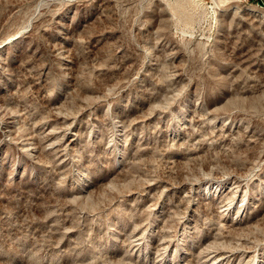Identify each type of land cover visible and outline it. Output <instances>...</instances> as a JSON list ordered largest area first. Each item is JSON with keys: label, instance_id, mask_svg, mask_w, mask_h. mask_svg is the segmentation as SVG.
<instances>
[{"label": "rangeland", "instance_id": "374dc122", "mask_svg": "<svg viewBox=\"0 0 264 264\" xmlns=\"http://www.w3.org/2000/svg\"><path fill=\"white\" fill-rule=\"evenodd\" d=\"M0 264H264V6L0 0Z\"/></svg>", "mask_w": 264, "mask_h": 264}, {"label": "built area", "instance_id": "2783aa9c", "mask_svg": "<svg viewBox=\"0 0 264 264\" xmlns=\"http://www.w3.org/2000/svg\"><path fill=\"white\" fill-rule=\"evenodd\" d=\"M258 2H261L262 4H264V0H257Z\"/></svg>", "mask_w": 264, "mask_h": 264}, {"label": "water", "instance_id": "95a60500", "mask_svg": "<svg viewBox=\"0 0 264 264\" xmlns=\"http://www.w3.org/2000/svg\"><path fill=\"white\" fill-rule=\"evenodd\" d=\"M258 4H259L260 6H262V3H261V2H258Z\"/></svg>", "mask_w": 264, "mask_h": 264}, {"label": "bare ground", "instance_id": "6f19581e", "mask_svg": "<svg viewBox=\"0 0 264 264\" xmlns=\"http://www.w3.org/2000/svg\"><path fill=\"white\" fill-rule=\"evenodd\" d=\"M262 6H264V4H262Z\"/></svg>", "mask_w": 264, "mask_h": 264}]
</instances>
